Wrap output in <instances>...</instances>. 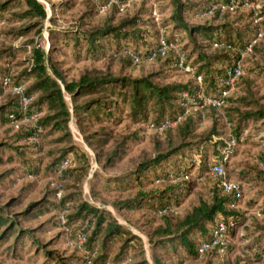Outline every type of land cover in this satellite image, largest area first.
Returning a JSON list of instances; mask_svg holds the SVG:
<instances>
[{
	"label": "rangeland",
	"instance_id": "374dc122",
	"mask_svg": "<svg viewBox=\"0 0 264 264\" xmlns=\"http://www.w3.org/2000/svg\"><path fill=\"white\" fill-rule=\"evenodd\" d=\"M38 1L47 13L44 21L23 19L9 22L6 19L10 13H22L25 10L18 4L19 0H0V3H10L9 10L4 14V23H0V69L9 71L11 78H17L30 68L31 45L38 44L48 55L49 72L52 73V64L67 83L77 82L85 75L94 77L107 74L128 79L149 77L154 83L163 86L198 85L204 92L195 75L204 64L199 55H220L217 47H213L216 35L208 39L196 34L197 43L194 47L190 35L183 29H176L172 20V0H126L125 3L115 0L104 10L99 4L96 6L95 0ZM182 1L205 6L224 2ZM241 1L242 4L234 8L213 6V13L203 16H196L190 10L183 14L189 27L226 28L222 33L236 44V51L243 44L252 43V47L239 60L246 77L230 94V100L216 111L207 109L204 119L196 120V131L189 141L192 142L191 146L184 150L182 158H173L171 164L182 166L191 155H199L201 163L196 162V167L191 166L187 170L190 181L181 185L185 194H181L180 204L166 218L156 213L157 203L153 201V208H150L142 202L144 197L175 186L174 181H155L157 174L167 170L164 165L160 171L147 170L140 182L131 181L125 188L114 189L101 185L92 188L89 181L96 172L114 177L137 170L143 162L168 153L171 145L180 146L177 129L166 133L149 129L152 115L144 123L134 124L128 117L129 107L125 108L120 102L119 108L114 110V118L107 117L105 113L100 114V122L95 118H84L77 122V117L72 113L69 122L72 140L68 142L61 141L62 132L48 134L50 128L40 137L16 142L14 139L19 128L13 123L0 125V144L17 147L23 153L22 156H15L14 151L1 153L0 208L14 217L19 227L31 232V235L14 234L8 230L10 224H0V264H91L84 249L76 245L74 232L81 221H73L71 229L60 221V216L66 211V219L72 222L73 216L80 213L85 204L105 211L127 231L111 246L109 263L116 258L125 242L133 237L136 240L127 255V259H130L128 264H155V259L160 264H252L264 260V0ZM251 4L255 9L251 8ZM219 8L221 13L215 16ZM132 20L137 22L133 30L141 32L143 37L142 41L133 44L137 51L143 53L146 46L156 44L161 35L176 38L178 46L174 44L177 47L174 51L187 58L185 68L171 65L169 59L133 64L114 53L118 46L125 43L114 42L108 37L101 39L95 48H90V44L84 40L78 42L77 38H73L72 32L76 30L92 33L106 27H120ZM34 23L39 24L35 27ZM255 38L257 40L253 41ZM233 53L236 55L237 52ZM221 69L223 65L217 64L211 74ZM31 85L32 80L25 85V89ZM11 95L15 96L12 85L5 86L0 95V106L7 104ZM67 101L72 106L68 96ZM251 114L255 116H247ZM41 116L45 117L46 112ZM35 121H24L18 125L21 128L33 125ZM234 134H242L239 144L236 141L233 144ZM226 144L232 150L226 154L225 170L229 182L239 187L238 208L245 213V220L232 234L222 238L229 247L223 252V257L215 258L209 253L198 259H189L178 242L168 243L171 238L162 234V231L168 229V225L173 230L177 222L201 201L210 202L213 184L207 168L216 161L217 153L221 154ZM72 146L79 147L91 156L89 175L81 185L73 179L62 178V172L48 169L60 159L65 149ZM116 150L121 153V159L114 167L105 169L103 166L107 164L108 157ZM10 155H13L11 161ZM29 163L38 171L29 172ZM74 167V161L69 159L65 169ZM63 198L70 200L66 208L62 207ZM128 203L131 205L126 206ZM167 222L171 224L167 225ZM192 236L195 239L199 237L196 234ZM96 249L100 255L101 245L98 244Z\"/></svg>",
	"mask_w": 264,
	"mask_h": 264
},
{
	"label": "trees",
	"instance_id": "16d2710c",
	"mask_svg": "<svg viewBox=\"0 0 264 264\" xmlns=\"http://www.w3.org/2000/svg\"><path fill=\"white\" fill-rule=\"evenodd\" d=\"M109 1L110 0H95V4L96 6L97 4L103 6ZM118 1L121 3L126 2V0ZM172 2L174 6V13L172 16L174 26L176 29H183L190 35V40L192 44H194V47L197 43L195 40L196 34L208 39H211L213 35L217 36L216 40L213 42V47L217 45L216 50H218L220 55L215 57L199 55L200 61L204 64L195 75L196 77H201V84L204 88V92H201V88L198 85L169 84L163 86L154 83L149 77L141 79H128L114 77L107 74L94 77L85 75L77 82L67 83L64 81L61 73L52 64V73L49 72V68L47 67L49 59L48 55L42 51L38 44L31 45L33 47L32 56L29 59V62L31 63L30 68L24 71L17 78H11L9 71H2L0 69V95L5 86L9 87L12 85V87H14L23 85L26 87L25 85L32 80V85L25 89V94L33 97V102L29 106L27 113H23L20 109L18 97L11 95L12 98L8 101V103L0 106V125H10L12 123L14 124V122L19 123L25 117L31 118L33 115L40 114L33 125L22 126L21 128L19 127L17 135L14 139L16 142L23 140L28 141L32 138L40 137L48 128L51 129L48 134L62 132L64 135L61 138V141L68 142L72 140V133L69 128L72 113L75 117H77V122L84 118H95L100 122V114L104 113L107 117L113 119L115 113L114 110L116 107L119 108V102L125 106V108L129 107L128 117L134 124L144 123L152 115L153 121H151L149 125L153 124L156 128H158L165 120L173 121L176 117L182 116L183 118L181 122L175 127L163 130V132L166 133L177 129V139L180 141V146L173 147V145H171L168 153H162L154 159L143 162L137 170L126 172L114 177H108L96 172L93 179H90L89 181L92 188H97L99 185L114 189L119 187L125 188L129 185V183H131V181L140 182L143 174H145L147 170L160 171L163 170V165L166 166L167 170L163 171L161 174H157L155 181L157 183L174 181L176 182L175 186L166 187L164 190L155 192L148 198L144 197L142 201L150 208H153V201L154 203H157L158 206H155L156 213L162 218H166L173 213V208L180 204L179 197L183 196L181 194H185L181 185L185 183L187 184L190 181V176L187 174V170H189L191 166L196 167V162L201 163V156L199 155H191L189 160H185L186 163L182 166L171 164L173 158H182L184 150L189 149L191 146L192 142L189 141L191 137L194 136L196 131V120L202 118V113L205 116V111L207 109H213L215 111L218 110L212 107H204L201 110L198 109L195 111L194 107L199 108L202 106V99L199 98V96L203 93L204 97H220L223 87L220 86L219 80L225 76L226 71L229 68L240 60L242 54L246 52L249 45L252 44L247 43L240 45V48L238 47L239 50L236 51V44L226 38L224 33H222L226 28L217 29L213 27H189L183 18L184 12L189 10L196 16H203L211 11L213 6L220 5L228 8L230 7L232 0H224L223 3H216L213 5L208 4L207 6L202 4L190 5L187 1L183 2L182 0H172ZM233 2L234 6L242 4L241 0H233ZM18 4H21L25 11L22 13H10L9 17L6 19L9 22H17L23 19H36L38 20L37 22H40L41 20L44 21L46 19L47 13L45 8L38 0H19ZM9 8L10 3H0V23H4V14L9 10ZM220 13L221 9L219 8L215 11V16H219ZM136 23L137 22L135 20H132L124 22L120 27H106L103 30L92 33H80L78 30L72 33L73 38H77L78 42H82L84 40L85 43L90 44V48H95V45L99 44L98 42L101 39L107 37L114 42L122 41L125 45L118 46L114 53L118 56L125 57L128 61L133 63L129 56L123 54L124 51L129 50L139 56L143 62L147 61L152 52L157 49L158 42L156 44L146 46L143 53L137 51L133 44L142 41L143 37L141 32L136 31V29L133 30ZM36 24L35 27L38 26ZM31 26L34 27V25ZM128 29H132V31H129ZM76 33L81 34V36L79 34L76 35ZM256 40L257 38L253 41ZM167 41L170 44L178 46V40L176 38L167 37ZM180 52L182 51L180 50ZM233 52H237L236 55H234ZM1 58L2 57L0 56V61ZM165 59H169L171 65L177 67L179 55L176 51L171 49L168 51L166 57H157L155 61ZM184 64H188L187 58L184 59ZM217 64L223 65V69L219 72L211 74L214 70V66ZM208 77H210L209 81H207ZM245 77L246 72L245 76L241 77L238 81L237 86ZM6 78H9L11 81L9 85L4 84ZM184 93L189 95V102L187 104L188 107H182L180 105L183 101L181 95ZM67 96L70 97L72 106L68 103ZM83 98L88 99L81 102L80 100ZM229 100V97L226 98L225 103ZM187 110L189 111L187 112ZM43 112H46L45 117L41 116ZM247 116L254 117L255 115L251 114ZM115 122L116 120H114V123ZM38 128L42 129L41 134H37ZM241 135L242 134H234V139L238 144L242 141ZM262 142L264 144V140ZM230 150L232 149H230L228 144H226L221 154L217 153L218 156L215 158L216 161L207 168V173L210 175L209 179L213 184V187L211 188L210 202L204 200L201 201L197 207H194L191 212L187 213L180 221L177 222L176 227L173 230H171V226L168 225L171 223L167 222L168 229L162 231V234L168 235L169 238H171V241H168V243L178 242V244L188 254L189 259H198L209 253L215 256V258L223 257L224 253H221L220 249L224 248V252H226L229 249L228 245H225L224 247H212L202 256H199V247L202 243H211L213 240V232L218 222H234L235 229L230 230L228 235L232 234L237 227L243 225L244 223L245 213L238 208L240 197H237L235 192L225 193L221 186L222 179L214 177L210 174V169L215 164H221L225 169L226 154H228ZM5 151H14L15 156L23 155L22 151H20L17 147L0 144V165L3 162L1 153ZM119 154H121L119 150H116L113 154H111L107 159V164L103 167L105 169L114 167L118 160L121 159ZM12 159L13 155H10L9 161ZM69 159L74 161L75 167L73 169H64L62 171V178L73 179L77 184L81 185L89 175L91 168V156L79 147L72 146L65 149L62 152L60 159L54 161L48 169L52 172L59 171L61 165L64 162H68ZM262 163L264 164V158ZM28 171L34 173L37 172L38 169L31 166L29 163ZM185 177H187V179ZM226 179L228 180L227 174ZM68 198L62 199L63 208L70 205V200ZM130 205V203L126 204V206ZM134 206H136L135 202ZM167 208H170L171 210L165 214H160L161 211ZM89 214L91 215L90 219H88ZM79 220L81 223L76 227L74 236L75 239H77L79 233L82 232V227L85 226L84 232L87 234V239L81 249H84L85 255L87 258H90V261H92L91 264H128L130 259H127V255L134 247L136 240L135 237L128 239L121 248L120 252L117 254L116 258L112 262H108L111 246L116 240L121 239L122 236L127 234L126 229L118 224L115 219L110 217V215L105 211L93 209L85 204L82 206L80 213L73 216L72 222L66 219L65 226L68 229H71L72 223H76ZM2 223L10 224L8 230L14 234L18 233L21 235H31L30 231L19 227L15 218L13 216H9L7 212H5V209L0 208V224ZM193 234H196L199 237L195 239L192 236ZM98 244L101 245L100 255L96 249ZM154 261L155 264H160L158 260L155 259Z\"/></svg>",
	"mask_w": 264,
	"mask_h": 264
},
{
	"label": "built area",
	"instance_id": "2783aa9c",
	"mask_svg": "<svg viewBox=\"0 0 264 264\" xmlns=\"http://www.w3.org/2000/svg\"><path fill=\"white\" fill-rule=\"evenodd\" d=\"M115 0H110L106 5L102 6L101 8L107 9L108 7H110V5L112 3H114ZM245 6H249L248 4H245ZM231 8H234V2L232 0ZM251 8L255 9L254 5L251 4ZM214 10V8H212L211 11L208 12V14L212 13ZM217 46V45H215ZM252 45L249 46V48L247 49V51L251 50ZM176 46L174 44H170L167 41V38L164 35H161L159 40H158V47L156 50H154L151 54V56L148 58V62H154L156 60L157 57H166L167 53L169 50L173 49L176 50ZM124 55L129 56L134 64H140L142 62L141 58L137 55H135L134 53H132L129 50H126L123 52ZM177 66L180 69H184L185 65H184V55H179V61ZM245 76V70L243 68V65L241 63V61H238L235 65H233L231 68H229L226 71L225 76L219 80L220 86L223 87V91L220 97L218 98H212V97H204L203 95L199 96V98L202 99V106L199 108H195V110H201L204 107H212L215 109H220L223 104L225 103V99L228 98L230 96V94L232 92L235 91V89L237 88V83L240 80L241 77ZM197 83L199 85H201L202 83V79L201 77H197ZM5 85H9L10 84V79L6 78ZM12 93L18 97L19 99V103H20V109L23 113H27L29 106L31 105V103L33 102V97L27 96L25 94V87L23 85L20 86H14L12 87ZM182 98V102H181V106L182 107H188V102H189V95L187 93H184L181 95ZM189 110H187L188 112ZM40 114L37 115H33L31 118H27L25 117L21 122L24 121H30V120H36L39 117ZM204 117V114L202 113V118ZM182 116H178L176 117L175 120L171 121V120H165L162 125L158 128H156L153 124L149 125V129L151 130H155V131H163L164 129L167 128H173L175 127L178 123L181 122L182 120ZM19 122V123H21ZM19 123L14 122L16 128H19ZM42 133V129L38 128L37 130V134H41ZM232 142L234 144L235 139L232 138ZM231 149V147H229ZM227 156V155H226ZM68 165V162H64L61 165V168L59 169V173H61ZM210 174L214 177H219L222 179V189L225 193H231V192H235L237 194V197H240V190L239 187L237 185H234L232 183L229 182V180L226 179V172L225 169L223 167V165L221 164H215L211 167L210 169ZM187 179V177H185ZM170 208H167L163 211L160 212V214H165L168 211H170ZM64 213H66V211H64ZM64 213L60 216V221L62 225H66V217L64 215ZM235 229V224L234 222L230 221L228 223H224V222H218L216 225V228L213 232V240L211 241V243H202L199 247V256H202L204 253H206L210 248L215 247V246H221L224 247L225 243L223 241V237L225 235H228L230 230H234ZM85 231V226L82 227V232L79 233L77 239H76V245L79 249L82 248L83 244L86 242L87 239V234L84 232ZM220 252L223 253L224 252V248L220 249ZM252 264H264V260L252 263Z\"/></svg>",
	"mask_w": 264,
	"mask_h": 264
}]
</instances>
